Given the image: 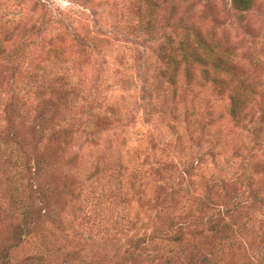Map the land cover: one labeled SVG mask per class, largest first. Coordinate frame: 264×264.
Masks as SVG:
<instances>
[{
    "label": "rangeland",
    "instance_id": "rangeland-1",
    "mask_svg": "<svg viewBox=\"0 0 264 264\" xmlns=\"http://www.w3.org/2000/svg\"><path fill=\"white\" fill-rule=\"evenodd\" d=\"M0 264H264V0H0Z\"/></svg>",
    "mask_w": 264,
    "mask_h": 264
},
{
    "label": "trees",
    "instance_id": "trees-1",
    "mask_svg": "<svg viewBox=\"0 0 264 264\" xmlns=\"http://www.w3.org/2000/svg\"><path fill=\"white\" fill-rule=\"evenodd\" d=\"M251 2H252V0H232V3H233V5H234V7H235L236 9H241V10H243V9H248V8L250 7V5H251ZM212 49H213V48H209V49H208V53H209L210 55H211ZM189 55H192V56H191L192 59H196V58H198V55H199V54H197L196 52H194V54H193V53H190ZM187 56H188V55H187ZM217 67H218V66H217ZM234 104H235V107H234V105H233V108H234L233 111H235L236 106H238V104H239L238 99L235 100Z\"/></svg>",
    "mask_w": 264,
    "mask_h": 264
}]
</instances>
